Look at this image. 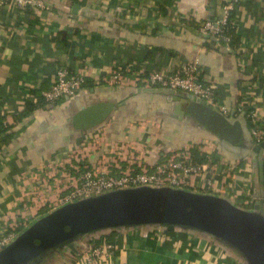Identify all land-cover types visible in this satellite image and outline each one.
I'll return each instance as SVG.
<instances>
[{"label":"crops","instance_id":"1","mask_svg":"<svg viewBox=\"0 0 264 264\" xmlns=\"http://www.w3.org/2000/svg\"><path fill=\"white\" fill-rule=\"evenodd\" d=\"M226 1L44 0L49 9L0 8V121L8 133L0 140V232L26 227L52 210L68 176L79 171L151 166L180 152L191 153L195 162H205L208 153L219 171L231 167L220 175L222 191L215 195L244 204L241 185L252 178L251 202L264 205L252 122L242 113L257 111L264 118V0H236L235 49L207 47L206 36L191 27L220 17ZM191 61L198 63L201 82L230 110L225 116L241 124V139L229 149L187 111L183 100L191 96L143 88L151 71L170 74ZM122 66L130 70V82L112 83L110 71ZM58 70L84 73L86 81L74 96L47 108L42 92ZM32 95L35 109L19 116ZM103 104L111 109L102 122L76 126L80 112ZM89 238L23 264H86ZM104 239L114 252L99 264H245L236 250L185 228H111Z\"/></svg>","mask_w":264,"mask_h":264},{"label":"water","instance_id":"2","mask_svg":"<svg viewBox=\"0 0 264 264\" xmlns=\"http://www.w3.org/2000/svg\"><path fill=\"white\" fill-rule=\"evenodd\" d=\"M183 103H187L189 113L222 140L224 147L229 149L241 139L240 123L230 122L200 100L186 98ZM110 109V104L85 109L75 117L80 122L76 126L99 124ZM253 147L258 152L263 179L264 141ZM255 208L257 212L246 211L222 196L172 187L113 190L69 202L37 217L0 249V264H23L62 245L74 249L76 237L103 229L152 224L167 225L170 231L176 226L200 229L231 245L245 264H264V205Z\"/></svg>","mask_w":264,"mask_h":264},{"label":"built area","instance_id":"3","mask_svg":"<svg viewBox=\"0 0 264 264\" xmlns=\"http://www.w3.org/2000/svg\"><path fill=\"white\" fill-rule=\"evenodd\" d=\"M235 2L236 0H227L222 6V15L220 17L203 20L199 24V33L214 39L216 42L218 41V43L227 45L229 38L224 33V28L227 25L230 11L234 8ZM5 5L49 9L44 0H0V8ZM128 72L130 70L127 66L116 67V69L110 71L109 80L115 84H128L130 82ZM56 75L54 83L42 92L47 108L54 107L57 99L74 96L86 80L84 73L69 75L65 70H58ZM144 82L143 88L145 89L181 91L187 96H191L192 99L200 100L205 105L218 110L224 116L230 112L214 96L213 87L201 82L196 61L183 63L170 74L151 71L145 77ZM240 109L243 110V108ZM242 113L252 122L249 132L254 144H260L264 141V118L258 119L257 111H242ZM3 125L5 126V124ZM192 156L191 153L189 155L188 152H180L151 166L137 165L134 167L133 165H128L124 168L117 167L118 171L116 169L114 171V169L97 170L92 168L79 171L76 177L68 176L69 185L66 186L65 193L56 199L55 206L52 209L69 202L86 199L109 191L139 186L178 189L194 188L199 192L213 195L221 192L223 185H220L218 180L221 178L220 175L226 169L230 171L231 167L227 166L223 168V171H219L218 166L212 163L208 153L202 156L205 158V162L192 161ZM195 179L200 180L198 185H194ZM249 181L250 179H245L241 185V191L245 199L244 204L251 202L253 199ZM101 231L89 234V239L93 246L87 251L86 264H99L102 259L110 257L114 252V245L105 242L104 239V236L111 231V228ZM16 236L14 226L7 231L2 230L0 232V249L7 246Z\"/></svg>","mask_w":264,"mask_h":264},{"label":"trees","instance_id":"4","mask_svg":"<svg viewBox=\"0 0 264 264\" xmlns=\"http://www.w3.org/2000/svg\"><path fill=\"white\" fill-rule=\"evenodd\" d=\"M236 15H237V11H236V5H234V8L230 11V14H229V19H228V22H227V25H226V27L224 28V33L228 36V38H229V40H228V44H227V46H229L231 49H235L238 45H239V43H240V35L238 34V32H237V19H236ZM191 27L192 28H194L195 30H197L198 31V29H199V24H195L194 22L191 24ZM206 38V42H205V46H207V47H209V46H216V44L218 43V41L216 42L214 39H212V38H209V37H205ZM218 44H222V43H218ZM223 44H225V43H223ZM86 81V80H85ZM84 84H85V82H84ZM83 84V85H84ZM33 97H32V99L31 98H29V100L28 101H26V103H25V109H24V111H23V113H21V114H19V116H25V115H27L28 113H30V112H32L34 109H35V107H36V105H34V103L32 102V100H33V98L35 97V95H32ZM59 99H57L56 100V102L58 101ZM41 102V101H40ZM55 102V103H56ZM39 105H40V103H39ZM43 105H45V100H43ZM249 121H250V119H248ZM6 131H7V126L5 125H3L2 123H1V121H0V140L2 139H6V137H8V133H6ZM3 140V141H4ZM253 153H255V155H257V153L254 151ZM263 162H264V156H263ZM240 165H243V162L240 164ZM239 165V166H240ZM81 166V165H80ZM71 169L69 168V171H70ZM263 173H264V165H263ZM252 178L250 179V181H249V186L251 187V190H252V192H253V185H252ZM261 182V184L262 185H264V176H263V179L260 181ZM186 190H188V191H193V190H191V189H189V188H187ZM230 202H232L234 205H236L238 208H240V209H243V210H246V211H254V212H257L256 211V208H255V206H256V202H249V203H247V204H243V203H234L233 201H231L230 199H228ZM264 200V197H263V199H262V201ZM48 212H50V210H44V211H42V213L40 214V216H42V215H45V214H47ZM152 225H155V226H162V227H165V228H167V225H164V224H152ZM28 226V225H27ZM26 226V227H27ZM26 227H24V225L23 226H16L15 227V232H16V234L17 235H19ZM175 228H185V229H190V230H193V231H195V232H199V233H204V234H208V235H210L209 233H206V232H204V231H202V230H200V229H195V228H187V227H183V226H176ZM104 230V229H103ZM211 236V235H210ZM79 237H81V236H78V237H76L77 239L79 238ZM215 238V237H214ZM215 239H217V238H215ZM218 241H220V242H222L224 245H226L227 247H229L230 249H233V250H235L233 247H231V245H229L227 242H225V241H222V240H220V239H217ZM59 248V247H58ZM57 248V249H58ZM51 249H48V250H46L44 253H42L41 255H39L38 257H35V258H32V259H30V260H28V261H34V260H40V259H42L47 253H48V251H50ZM45 258V257H44Z\"/></svg>","mask_w":264,"mask_h":264},{"label":"rangeland","instance_id":"5","mask_svg":"<svg viewBox=\"0 0 264 264\" xmlns=\"http://www.w3.org/2000/svg\"><path fill=\"white\" fill-rule=\"evenodd\" d=\"M69 178V177H68ZM58 247H54V248H52L50 251H52V250H56Z\"/></svg>","mask_w":264,"mask_h":264},{"label":"flooded vegetation","instance_id":"6","mask_svg":"<svg viewBox=\"0 0 264 264\" xmlns=\"http://www.w3.org/2000/svg\"><path fill=\"white\" fill-rule=\"evenodd\" d=\"M82 237V236H81Z\"/></svg>","mask_w":264,"mask_h":264}]
</instances>
